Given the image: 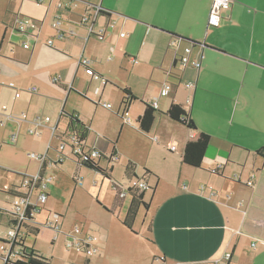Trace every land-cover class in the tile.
Segmentation results:
<instances>
[{"label":"crops","instance_id":"obj_1","mask_svg":"<svg viewBox=\"0 0 264 264\" xmlns=\"http://www.w3.org/2000/svg\"><path fill=\"white\" fill-rule=\"evenodd\" d=\"M65 1L36 0L25 14L20 12L24 0L5 4L13 22L21 14L31 20L26 33L14 29L20 46H5L6 31L0 40V100L4 90L12 91L16 101L18 91L33 87L37 93L30 95L31 104L42 100L39 91L69 99L71 94L88 96L92 84L97 89L102 85L104 93L109 85L118 92L130 89L138 100L128 111L134 110L137 120L145 103L157 100L159 113L149 134L160 135L158 148L164 152L163 166L145 165L153 190L145 192L148 208L139 212L134 233L123 225L127 211L121 218L113 204L115 219L112 215L88 230L95 240L94 253L87 257L95 259L85 258V263L211 264L230 252V264H264V158L257 155L264 149V0H232L216 28L208 26L212 0H75L70 11H62L61 25L74 36L60 39L52 25L58 4ZM93 6L104 11L97 28L117 22L102 41L87 39L79 26L81 16ZM25 43L29 50L23 48ZM186 47L192 48V60L204 56L199 69L182 65ZM81 57L91 61L102 81L87 75ZM115 65L119 76H114ZM165 85L172 89L162 97ZM173 103L198 131L211 137L200 169L181 163L187 133L164 115ZM27 117L21 122L34 125ZM100 144L95 141L91 147L103 153L115 148L108 145L103 151ZM172 145L176 151L169 150ZM251 176L254 185L247 187Z\"/></svg>","mask_w":264,"mask_h":264},{"label":"rangeland","instance_id":"obj_2","mask_svg":"<svg viewBox=\"0 0 264 264\" xmlns=\"http://www.w3.org/2000/svg\"><path fill=\"white\" fill-rule=\"evenodd\" d=\"M8 1L0 0V40L6 31L4 44L13 48L14 45L22 44L14 36L17 35L14 29L24 26L28 30V23L31 19L22 14L28 13L36 0H24L25 8L20 11L22 12L21 16L18 15V20L14 22L10 20L14 18L13 13L5 9V4ZM10 8L18 12L16 5H12ZM4 16L9 19L4 21ZM10 37H14V40L10 41L11 44L6 43L9 42ZM112 68L114 76L121 74L116 65ZM97 86L92 84L88 96H82V98L73 96V94L69 99L66 95L61 98L57 93L48 96L43 91H39L42 100L38 98L31 104L29 98L32 94L20 92L23 96L14 101L13 92L4 90L0 100V241L5 238L9 227V219L4 211L12 201L10 191L20 187L24 177L38 176L42 162L31 159L29 156L33 154L44 156L47 153V168L43 186L46 187L48 200L43 211L35 217V223L32 225L33 229H39V234L36 236L29 233L25 237L24 247L40 253L51 260V264H86L85 258L95 259L94 256L87 257L83 253L67 249L66 244L71 239L66 236L73 234L78 228L81 234L74 236L76 238L85 237L84 234H87L89 228L95 224L107 221L108 217L112 215L114 219L117 216V213L110 215L105 212V209L110 211L115 198L110 181L99 173L78 165L71 156H67L62 164H58L56 151L61 145L59 137L65 129L63 120L58 123L62 110L80 115L84 124L90 128L91 132L86 141L88 146H92L95 141L101 143L100 149L103 151L105 147L115 146L121 160L113 165L114 171L111 173L113 180L125 181L124 170L129 163L135 165L136 171L140 175L144 173L146 163L163 166L164 152L158 148L161 147V144L152 140L153 137H160V135L157 133L142 134L139 131L134 110L129 111L133 126L124 125L118 115V112L123 110L122 92H118L113 88V85H109L104 93V88L101 85L98 88L100 89L98 94L96 93ZM102 103L110 104L112 109L103 108ZM162 108L160 105V110ZM22 113H26L31 119L36 116L48 117L52 122L48 123L45 128L40 127L41 135L34 137L29 134L34 125L18 120ZM7 115L13 118L7 119ZM57 125L58 129L52 136L51 129ZM107 153H110L109 149ZM165 153L168 154L167 149ZM98 166L104 170L108 168L104 161H101ZM151 191L152 188L147 191V194H150ZM129 204L130 198H127L121 208L115 206V210L120 209L121 218L124 217ZM49 222L58 223L62 235L55 238L54 233L46 226ZM0 264H4L1 257Z\"/></svg>","mask_w":264,"mask_h":264},{"label":"built area","instance_id":"obj_3","mask_svg":"<svg viewBox=\"0 0 264 264\" xmlns=\"http://www.w3.org/2000/svg\"><path fill=\"white\" fill-rule=\"evenodd\" d=\"M18 1V0H12ZM74 0H66L65 2L58 4V14L55 16L54 23L52 25L53 29L57 31L58 38L62 39L65 35L74 36L72 31L64 32L61 30L62 25V11H70L74 5ZM232 4V0H212V6L210 10V15L208 19L209 27H219L222 19L223 12L229 10ZM37 5H41V2H37ZM103 12V9L100 6L90 7L80 18L79 26L82 27L88 34L87 39L95 37L96 39L102 41L107 35L108 28L113 29L117 26V22L111 21L106 27L97 28L96 22L98 17ZM20 33H26V28L21 26L17 29ZM121 37H125V33L120 34ZM53 45L52 41H48L47 46L51 47ZM25 50L30 49V44H23ZM192 48L186 47L184 50V55L181 58V63L183 66L191 65L195 69L201 67V63L204 59V56L200 54L198 57L191 59ZM80 66L84 67L86 73L89 77L94 80H101V77L96 74L91 69V61L87 58L81 57ZM53 84L58 83V78L51 81ZM106 84V82H104ZM10 88L15 89L13 84L9 85ZM187 88H191L192 84H187ZM172 89L171 85H165L161 91V96L166 97L170 90ZM20 92H26L29 94L37 93V88H29L26 90H20L16 93L15 97L19 98L21 96ZM157 100L151 104L153 107H157ZM102 107L111 110L112 106L107 103H102ZM118 115L120 116L123 124L129 127L133 126L131 121L130 114L128 110L119 111ZM13 117L7 115V119H12ZM19 121H28L26 113H22L18 118ZM31 122L34 124V128L29 131V134L34 137H39L41 132L39 131L40 127L46 126L50 119L48 117L43 118L41 116L34 117ZM58 127L52 128V136L56 133ZM62 134V133H61ZM61 136V135H60ZM70 142L67 140L61 141L60 147L57 149L58 154V164L62 163L64 159H67V156H71L74 159H78L80 162L90 160L96 164H99L101 161H104L108 168L113 167L114 164H117L120 161V157L115 152H110L109 154L103 153L95 147L88 146L87 144L80 142L77 138ZM153 142L158 143V138L153 137ZM68 143V144H67ZM176 146L172 145L169 150L171 152L176 151ZM49 150V148H48ZM68 152V153H67ZM69 154V155H68ZM31 159L40 160L42 163L46 162L47 153L44 156L30 155ZM44 179H39L36 177H25L21 181L20 187H16L12 194L10 195L12 201L8 204V208L4 211V214L8 216L9 227L4 239L0 241V257L7 264H16L21 260V256L25 252L24 249V240L25 237L32 231L33 224L35 223V217L40 214L48 200V194L46 193V187L43 186ZM117 187L119 198L122 200L127 199L128 195L134 192H147L150 190V186L147 181L143 179H132L131 181L118 182L115 184ZM254 185V176H251L247 181L246 186L252 187ZM35 197V199H34ZM47 228L50 229L55 238L59 235H62L61 227L58 223L49 222L47 223ZM81 231L76 228L73 234L66 236L71 240L67 242V249H72L80 253L85 254L86 256H91L94 253L93 242L94 238L87 234L85 237H77L74 235H80ZM255 246V245H253ZM232 254L230 252L225 253L220 259L213 261L211 264H230Z\"/></svg>","mask_w":264,"mask_h":264},{"label":"trees","instance_id":"obj_4","mask_svg":"<svg viewBox=\"0 0 264 264\" xmlns=\"http://www.w3.org/2000/svg\"><path fill=\"white\" fill-rule=\"evenodd\" d=\"M103 12L101 14H103ZM122 94H123V98L121 102L122 108L124 110H128L129 106L132 103L136 102L138 98L131 92L130 89H123ZM157 113L158 110L155 107L145 103L144 112L137 120L139 131L142 134L149 135L155 121V115ZM164 115H166L173 122L183 126L187 133L181 154V163L191 168L200 169L202 167L203 160L210 146L211 137L208 134L198 131L193 120L190 119L189 116L186 114V112L177 104L173 103L169 107V109L164 113ZM59 120L60 121L63 120L66 125L64 131L59 137L60 141L67 140V142H70L73 140L72 138L74 139L77 138L80 142L87 144L86 141L91 131L85 124H83L79 120L77 115L69 114L66 113L64 110H62L60 113ZM191 134H195V135L191 136ZM113 152L117 153L115 148L113 149ZM257 155L262 156L264 158V149L258 151ZM75 162L78 165L83 166L88 170L99 173L105 179L110 181L113 192L115 193L114 206L117 207L121 206L124 200L119 198L117 187L115 185L117 183V180H113L111 177L113 167H111L110 170L109 169L104 170L100 168L98 164L90 160L80 162L78 159H75ZM46 168H47V162H43L41 164V168L38 174L39 179L41 180L44 179ZM148 173L149 171L145 170L143 176L138 177L136 173L135 165L129 163L124 170L125 181H131L132 179H143L147 181L146 176ZM11 194L12 191H10V195ZM144 197H145V192L142 193L130 192V194L127 197L130 198V204L126 216L123 220V225L131 232H133V226L135 224L139 212L142 209L148 208V204L144 202ZM105 210L111 213V211L107 209ZM39 232H40L39 229H32V231H30L31 234L36 236L39 234ZM24 249L25 252L21 256V260H19L16 264H51V260L45 258L43 255L36 252L35 250L27 249L25 247ZM4 264H7V262H4Z\"/></svg>","mask_w":264,"mask_h":264}]
</instances>
